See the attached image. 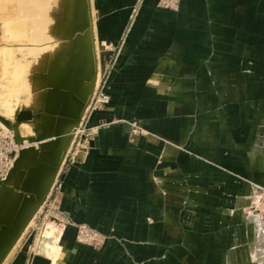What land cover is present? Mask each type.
Here are the masks:
<instances>
[{"label":"crops","instance_id":"crops-1","mask_svg":"<svg viewBox=\"0 0 264 264\" xmlns=\"http://www.w3.org/2000/svg\"><path fill=\"white\" fill-rule=\"evenodd\" d=\"M180 2L167 10L159 0H0V75L13 57L29 77L14 91L0 82V117L15 122L31 110L18 126L35 149L54 148L51 134L76 119L71 107L37 103L90 86L91 62L109 69L110 96L90 114V149L66 158L51 191L62 214L50 222L57 248L37 252L36 238L33 253L34 238H23L7 264H236L248 201L264 187V0ZM81 37L92 50L81 46L73 81L31 78L49 73L35 68L75 69L71 43ZM29 83L47 90L32 93ZM43 161L24 160L6 185L36 195ZM76 223L106 234V244L78 242Z\"/></svg>","mask_w":264,"mask_h":264},{"label":"bare ground","instance_id":"bare-ground-1","mask_svg":"<svg viewBox=\"0 0 264 264\" xmlns=\"http://www.w3.org/2000/svg\"><path fill=\"white\" fill-rule=\"evenodd\" d=\"M89 6H90V4H89ZM87 10L89 13L90 9L87 8ZM81 46L82 47H88V49L90 48L92 50V43L90 42L88 37L78 38L75 45L73 43H71L72 50H75V51H72V53H71L72 58H75V64H76L75 69L69 70L70 68L64 69V67L63 68L62 67H54V68H50V69H37V68H35L34 70H36V71L43 73V70H48L49 73H47L45 75H43L44 73L43 74H39V73L34 74L33 73V74H31V78H33L37 81H40V82L45 81V78H47V79H49L50 83H68L69 80L73 81V79H74V77H76V75L78 73V69H79L78 64H79V55H80ZM96 48L98 50L97 45H96ZM55 54L57 57L58 56L57 53H55ZM98 62H99V60H98ZM60 64H62V62H60ZM55 66H58V64ZM103 67L104 66L102 64L98 63L97 68H96V67H94L93 63L91 62V70L89 71V69H88L90 74H89L88 79L86 80V81L90 82V86H87L84 84L85 86H82L81 88H79L78 92H75V93L70 94V95H66V97L64 99L62 97H60V93H51L45 98V101L42 100L37 104L41 105L45 108L46 107L52 108V106H55V105L56 106L61 105L65 109L68 107H71L69 115H74L76 117L79 116L81 118L80 122H79V124H80L86 116L92 95L94 94L96 87L98 86V84L100 82V78H101V75L103 73L100 70H103L104 69ZM1 69H2V71H1L2 74L0 75L1 84L4 87L11 86L12 90L15 89L16 86L18 84H20V82L22 80H24V83H25L29 78V77L26 78V76L23 75L22 72H20V69L15 66V62H14L13 57H11V62H8V63L6 62L5 67L1 68ZM26 87L32 93H33V91L37 92V91H40L43 89H45L44 91L47 90V86L43 88L42 85L41 86L39 85V86L33 88V86H31L30 83L27 84ZM19 103L20 102L18 101V99H14V100H11L5 104L6 105L5 106V113H6L7 117H12V114H14V113L16 114V109L18 108L16 106ZM30 120L31 119L21 120L18 122L25 124V123H27V121H30ZM68 121H69V127L65 131L54 133L57 141L59 139H61L63 136H67V135L71 136L72 135L71 142L65 151H62L58 146L56 148H52L49 150H47L46 148H42V147L40 148L39 147L38 149L30 150L28 152H22V153L18 154V157L22 158L21 159L22 161H24V160L27 162L31 161L32 163H33V161H39V160H45L46 161V163L42 169V174H43L42 186H41L40 190H38L37 195H39L42 190L46 189V187L49 185V182H50L49 181L50 176L52 175V173L54 171H56V168L58 167L57 174H56L54 180L50 183L51 185H50V189L48 191V194L51 193V190L53 189V187L57 181L58 174H59L60 170L63 168V165L66 161L67 154H68V152L71 151V146L73 145V141L75 139L76 132H77V127L74 126V123L76 121L73 120L72 117L68 118ZM46 122H47V120H46ZM1 125L6 127L3 123H1ZM56 143H58V142H56ZM26 144L29 145V142H27ZM32 145H35V144L32 143ZM36 145H37V143H36ZM45 161H43V162H45ZM17 172L19 173V169L16 170V173ZM14 182H15V179L12 176L10 178V183H14ZM16 193L17 192L10 190L9 185H5V184L0 185V233L2 234V237L0 238V252H2L4 247H6L7 239L10 238L15 233L16 229L20 225L25 224L24 231H26L27 228L30 227L35 221V215L36 214H34L33 217L28 218V215H29L31 209L34 207L33 202L30 200L29 197L24 196L23 198L22 197L20 198V196ZM21 199H22V202H21ZM42 206L43 205L39 206L38 212L42 208ZM16 209L19 210V214L15 217V224L12 223L13 225H11V224H9V219L11 217L10 215L12 214V217H13L14 211ZM42 236L47 237L49 239V241L46 242L49 247H53V249L57 248V246L54 245L59 241V228H58L57 224L54 226L50 222L46 223L42 227L40 232H38V234H37L38 242L42 240V238H43ZM261 239H262V237H261L260 233H258L257 235H255V237L253 239V243L250 245V252L252 254L251 257L255 261H259V259H261V252L259 250L260 246L258 245V243H260V241L263 240V239L262 240ZM16 246H14V248L11 250V253L9 254V256H7V258H6L7 261L10 259V257L14 253ZM56 252H58V251H56ZM5 261L2 264H4ZM261 262H260V264H261Z\"/></svg>","mask_w":264,"mask_h":264},{"label":"built area","instance_id":"built-area-1","mask_svg":"<svg viewBox=\"0 0 264 264\" xmlns=\"http://www.w3.org/2000/svg\"><path fill=\"white\" fill-rule=\"evenodd\" d=\"M104 74V73H103ZM103 76L99 87L97 88L85 118L77 128L76 136L73 142L72 149L67 156L69 162H76L82 150L88 151L92 145L94 138V127L90 126V114L97 109H101L107 105L110 100V96L106 91V82L102 84ZM0 121V181L7 178L8 174L14 167L15 161L21 149L27 148L32 144L23 143L19 144L16 141L14 131L6 126L5 128L1 125ZM134 132H142L138 127L134 128ZM66 159V160H67ZM77 240L82 244H86L97 248L98 246H104L107 242L108 236L101 231L94 229L86 223L75 224Z\"/></svg>","mask_w":264,"mask_h":264},{"label":"rangeland","instance_id":"rangeland-1","mask_svg":"<svg viewBox=\"0 0 264 264\" xmlns=\"http://www.w3.org/2000/svg\"><path fill=\"white\" fill-rule=\"evenodd\" d=\"M180 1L181 0H159L158 6L163 8V9H167V10H178L180 8V4H181ZM138 9H139V7H135V10H138ZM0 34H1V30H0ZM103 68H104L103 70H100L104 73V74L102 73L101 78H100V82H101V79L103 76L102 84H104L106 82L107 77L109 75V72H108L109 69H107L105 66ZM100 82H99L98 86L96 87V90L99 87ZM96 90H95V92H96ZM95 92H94V94H95ZM94 94L92 95V98H93ZM92 98H91V100H92ZM261 141H262V147L264 148V134H262V136H261ZM72 146H71V149H72ZM69 153L70 152H68V154ZM82 153H83V150H82L80 156H82ZM68 154H67V156H68ZM10 188H12V187H10ZM13 189H15V188H13ZM52 199H53V196L51 193L46 196V198L43 202L42 208L35 215V219H36L35 223H33L30 227L27 228L26 231L23 232L22 236L20 237V239L17 241V243L15 245H17L23 238L28 239L30 237H33L34 239L32 242V249H33V253L34 252L36 253V250L34 249V247H36L35 240L37 238L38 232H40L43 225L46 222L53 223V221H61L60 218L62 217V214L59 211H56L54 209V206H52V204H51ZM248 202L249 203H248L247 212H246V215L248 216L247 234H246L245 239H243L244 241H242L236 247V250H235L236 261H235V263L236 264H260V262L262 261L261 264H264V258H263L264 257V187L257 186L256 191L250 197ZM256 231L257 232L260 231L259 233L261 234V237L263 239V240L261 239L262 241H260V243H258V245L260 246L259 250L261 252V259H259V261L253 260L251 257L252 254L250 252L251 239L253 238V236H255ZM43 238H42V241L40 243V246L37 247V252H41L42 250H45V243L47 241H49V239L47 237H43ZM99 248H102V246H98L95 249H99ZM242 255H245L244 260L242 258ZM12 256H13V254H12ZM12 256L10 257V259L8 261L6 260V262L4 264H7L11 260Z\"/></svg>","mask_w":264,"mask_h":264},{"label":"water","instance_id":"water-1","mask_svg":"<svg viewBox=\"0 0 264 264\" xmlns=\"http://www.w3.org/2000/svg\"><path fill=\"white\" fill-rule=\"evenodd\" d=\"M33 117V112L31 110H26V109H21L19 111V113L16 115V121L14 122H10L8 119L6 118H2L0 117L1 121L11 130L14 131V134H15V138H16V141L21 144L23 143L24 141H28L29 143H33L34 141L32 139H29L28 137H26L21 131H20V128H19V122L18 121H21V120H28V119H32ZM80 117H76L75 119V123H74V126L75 127H78L79 126V122H80ZM50 138H53L54 141H53V144H54V148H56L57 146L62 150V151H65L70 142H71V139H72V135H67V136H63L61 139H59L57 141V139L55 138V134H51ZM58 142V143H56ZM42 148H47L49 147V144H44L41 146ZM35 149V146L34 145H31L27 148H23L20 150L19 153H22V152H28L30 150H34ZM22 158H19L17 157L16 161H15V164H14V167L12 168V170L10 171V173L8 174L7 178L4 179V180H1L0 181V185H6L8 183H10V178L16 174V170L17 169H20L23 161L21 160ZM57 171H58V167L56 168V171H54V174L52 176V178L49 180V185L46 187V189L42 190L40 192L39 195H31V196H27L30 198V200L33 202V205L34 207L31 209L29 215H28V218H31L34 216V214H36L38 212V208L39 206L43 205V202L46 198V196L48 195V191L50 189V183L54 180L56 174H57ZM27 218V219H28ZM24 229H25V224L23 225H20L15 233L7 239L6 241V247L3 248L2 252H0V264H2L7 256L10 254L11 250L14 248L15 244L17 243V241L20 239V237L22 236L23 232H24Z\"/></svg>","mask_w":264,"mask_h":264}]
</instances>
